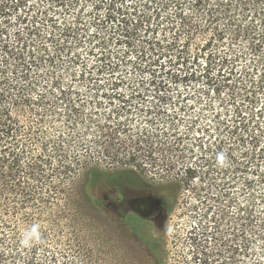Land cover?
Instances as JSON below:
<instances>
[{
    "label": "trees",
    "instance_id": "1",
    "mask_svg": "<svg viewBox=\"0 0 264 264\" xmlns=\"http://www.w3.org/2000/svg\"><path fill=\"white\" fill-rule=\"evenodd\" d=\"M83 104L108 108L98 139L136 145L92 151L72 138ZM203 117L250 145L245 187L264 202V0H0V264H54L49 229L84 204L111 216L99 188L134 184L129 173L152 175L157 193L165 182L195 189ZM246 219L253 231L235 252L264 264V238L248 243L264 230Z\"/></svg>",
    "mask_w": 264,
    "mask_h": 264
},
{
    "label": "rangeland",
    "instance_id": "2",
    "mask_svg": "<svg viewBox=\"0 0 264 264\" xmlns=\"http://www.w3.org/2000/svg\"><path fill=\"white\" fill-rule=\"evenodd\" d=\"M199 106L195 104L189 112L199 109ZM81 108L83 124L74 125L70 131L72 138L77 131L75 136L80 135L78 139H84L92 151L101 146L136 145L128 140L130 136L123 134L116 138L104 134L98 139L99 129L106 125L109 131L112 127V123L104 120L108 108L98 109L90 104H83ZM211 108L217 110L219 107L214 105ZM207 119L197 120L195 126L209 127L205 132H197L201 139V153L195 149V155L200 157L199 165L204 173L194 177L191 185L195 189L175 187L165 182L162 191L157 193L150 185L152 175L141 173L128 174L132 183L139 182L137 185L110 189L101 186L98 191L101 204L109 205L114 212L105 216L84 204L79 213H68L60 229H49L53 263L197 264L192 255V237L201 239L198 247L207 254L201 256L208 258L207 264L252 263L256 257L254 251L245 256L242 252H235L234 248L245 242L244 237L253 231L247 223V212L251 215L254 229L264 230L259 222L264 215V202L259 197L263 189H249L244 182V179H252L244 170L252 168L249 165L252 162L251 147L247 142H239L240 135H232L228 127L221 125L215 129L208 123L203 126ZM58 125V129L62 128ZM127 127L136 131L148 126L132 122ZM210 143H220L221 150L213 153L208 147ZM247 161L248 166L245 164ZM83 176L84 173L81 179ZM151 196H154L153 202L148 200ZM163 208L167 209V216H164ZM153 209L157 210L156 214L151 213ZM38 227L39 230L46 228L43 222ZM262 238L264 236L248 238L250 248L260 249ZM46 254L39 247L35 258L43 260Z\"/></svg>",
    "mask_w": 264,
    "mask_h": 264
}]
</instances>
